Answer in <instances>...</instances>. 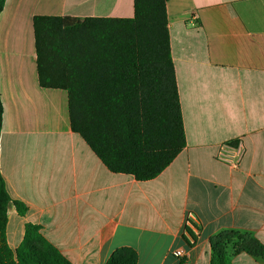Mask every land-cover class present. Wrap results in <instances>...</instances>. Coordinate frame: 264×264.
Wrapping results in <instances>:
<instances>
[{"label":"crops","instance_id":"0c3cea01","mask_svg":"<svg viewBox=\"0 0 264 264\" xmlns=\"http://www.w3.org/2000/svg\"><path fill=\"white\" fill-rule=\"evenodd\" d=\"M166 10L186 147L139 181L110 172L73 132L66 90L40 85L33 26L36 16L133 18L134 0H5L0 174L12 250L28 224L71 264H105L124 247L137 264H212L226 231L264 245V0H169ZM227 251L230 264H264Z\"/></svg>","mask_w":264,"mask_h":264},{"label":"trees","instance_id":"16d2710c","mask_svg":"<svg viewBox=\"0 0 264 264\" xmlns=\"http://www.w3.org/2000/svg\"><path fill=\"white\" fill-rule=\"evenodd\" d=\"M169 0H134L133 18L36 16L37 71L44 88L68 93L74 133L112 173L147 181L161 174L186 147L172 60ZM5 0H0V12ZM3 106L0 100V132ZM11 201L0 174V264H71L28 224L24 241L7 240ZM19 213L26 208L15 202ZM238 237L237 240H233ZM212 264H230L233 253L264 258V245L249 234L226 231L212 240ZM131 248H119L105 264H137Z\"/></svg>","mask_w":264,"mask_h":264},{"label":"built area","instance_id":"2783aa9c","mask_svg":"<svg viewBox=\"0 0 264 264\" xmlns=\"http://www.w3.org/2000/svg\"><path fill=\"white\" fill-rule=\"evenodd\" d=\"M219 157L221 160L228 162L234 166L237 164V161L233 158L231 153L221 152ZM173 255L177 258H180V259H184L186 257V253L182 249L175 250L173 252Z\"/></svg>","mask_w":264,"mask_h":264},{"label":"rangeland","instance_id":"374dc122","mask_svg":"<svg viewBox=\"0 0 264 264\" xmlns=\"http://www.w3.org/2000/svg\"><path fill=\"white\" fill-rule=\"evenodd\" d=\"M237 239H238V237H234V238H233V240H237Z\"/></svg>","mask_w":264,"mask_h":264}]
</instances>
